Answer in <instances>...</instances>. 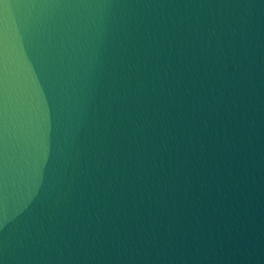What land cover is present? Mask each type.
Listing matches in <instances>:
<instances>
[{"label":"water","instance_id":"95a60500","mask_svg":"<svg viewBox=\"0 0 264 264\" xmlns=\"http://www.w3.org/2000/svg\"><path fill=\"white\" fill-rule=\"evenodd\" d=\"M0 264H264V0H0Z\"/></svg>","mask_w":264,"mask_h":264}]
</instances>
